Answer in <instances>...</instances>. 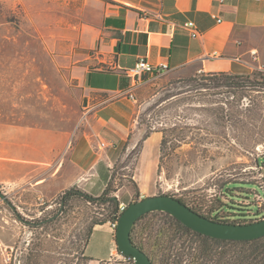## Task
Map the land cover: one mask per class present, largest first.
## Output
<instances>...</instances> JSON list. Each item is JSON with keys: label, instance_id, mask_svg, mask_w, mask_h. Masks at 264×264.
Listing matches in <instances>:
<instances>
[{"label": "rangeland", "instance_id": "374dc122", "mask_svg": "<svg viewBox=\"0 0 264 264\" xmlns=\"http://www.w3.org/2000/svg\"><path fill=\"white\" fill-rule=\"evenodd\" d=\"M62 1L0 0V122L69 129L82 116L73 69L82 65L75 53L89 50L81 46V33L70 25L80 20L73 13L75 1L67 0L65 10L60 8ZM197 74L168 73L134 89L136 121L124 154L112 169V195L129 204L142 195L170 194L215 218L243 215L248 221L260 220L264 215V86L242 97L225 92V87L197 88L192 85L196 82L179 81ZM156 131L162 137L155 150L142 155L145 135L149 138ZM0 190V264H88V230L93 221L106 216L108 204L75 195L64 203L59 216L39 226L35 223L51 218L63 206V191L47 199L26 186H0ZM165 219L154 213L143 224L153 221L158 227ZM140 240L156 264H165L167 252L170 262L195 264L189 253L198 252L201 239L175 240L172 252L156 246L148 233ZM181 246L187 247L183 254L177 252ZM219 247L215 244V256L198 264H215ZM224 248L230 264L231 246Z\"/></svg>", "mask_w": 264, "mask_h": 264}, {"label": "crops", "instance_id": "0c3cea01", "mask_svg": "<svg viewBox=\"0 0 264 264\" xmlns=\"http://www.w3.org/2000/svg\"><path fill=\"white\" fill-rule=\"evenodd\" d=\"M74 1L80 20L70 25L89 50L75 53L82 65L73 69L82 116L69 129L0 122V186H26L47 199L71 187L100 196L136 121L138 98L129 95L127 70L141 57L168 63L176 77L199 70L245 74L255 69L251 51L257 50L256 65L264 69V0ZM188 20L199 37L181 27ZM150 79L145 74L139 85ZM161 137L156 131L146 138L142 155L153 152ZM85 254L88 264L119 261L109 222L94 227Z\"/></svg>", "mask_w": 264, "mask_h": 264}, {"label": "trees", "instance_id": "16d2710c", "mask_svg": "<svg viewBox=\"0 0 264 264\" xmlns=\"http://www.w3.org/2000/svg\"><path fill=\"white\" fill-rule=\"evenodd\" d=\"M199 80H201L202 82H200ZM179 81L185 82V83L196 82L195 84H192V85L193 86L195 85L197 88L204 87V88L215 89L218 87H225L226 88L225 92L240 93V95L244 97L247 95V92L249 90H257V91L261 90L259 89V87L264 86V71L254 70V71H250L249 73H245V74H238V73L225 72V71L203 72L201 74H197L195 77L182 78V79H179ZM145 138H147V135H145L144 139ZM167 142H168V138L166 136L161 141L162 150L167 146ZM111 182H112V179L108 183L104 192L100 196H93L76 187H71L62 192L63 208L65 206L64 203L67 200H71L72 197L75 195H77L78 197L88 202L109 205L106 216L102 219L93 221L92 224L90 225L86 242H88L90 235L92 234L95 226L105 224L109 220L118 219L119 217V199L115 195H112V190H111L112 188L110 186ZM223 192L225 193V190ZM180 200L186 203L188 206H190L193 210L197 211L201 215L206 216L215 221H219L217 220V218L201 212L194 206L185 202L183 199H180ZM226 206H228L227 203H226ZM233 209H237V208L233 207ZM238 210L245 212V210H248V209L238 208ZM154 213H161L162 216L166 218L164 221V225L156 227V223L153 221H149L148 223L143 224V221L149 215L154 214ZM238 214H241V213H238ZM239 216L242 218H234L232 220H226V221L223 220L221 222L236 223V224H247V223L254 222L253 220H249V221L246 220L245 218H243V215H239ZM50 220L52 219L48 218V219L40 220L37 223L35 222L34 223L36 225L42 226L46 224L47 222H50ZM147 233H148V237L154 240L155 242L154 244L156 246L162 245L165 250H168L170 252H172L173 242L175 240H180L184 236L191 237L192 239L193 237L200 238L201 240H200V246H199L198 252L189 253V256L192 262H195V264H198L200 262V259L205 260V258L209 259L215 256L214 247H215V244H219L218 242L220 241L219 239H215V238H212V237H209V236H206L204 234L194 231L193 229L184 225L180 220L173 217L171 214L167 212H163V211L150 212L142 216L136 222L131 232V237H132L133 242L136 245H138L141 249H143L146 253H148L153 264L157 263L156 258L146 250L142 240H140V239H143V235ZM237 242L239 245L238 253H237V264H264V237L254 239V240H242V241H237ZM186 248L187 247L181 246L179 247V250H177V252H180L181 254H183ZM86 258L89 261V258L88 257ZM162 261H164L165 264H176V263L170 262L169 252L165 254V258L164 260L162 259ZM132 262L134 263V260H132Z\"/></svg>", "mask_w": 264, "mask_h": 264}, {"label": "water", "instance_id": "95a60500", "mask_svg": "<svg viewBox=\"0 0 264 264\" xmlns=\"http://www.w3.org/2000/svg\"><path fill=\"white\" fill-rule=\"evenodd\" d=\"M62 209L63 206L50 219L59 216ZM153 211L167 212L194 231L215 239L242 241L264 237V218L247 224L215 221L201 215L173 195H151L129 203L118 220L117 246L122 254L132 256L135 264H153L148 253L136 245L131 237L136 222Z\"/></svg>", "mask_w": 264, "mask_h": 264}, {"label": "built area", "instance_id": "2783aa9c", "mask_svg": "<svg viewBox=\"0 0 264 264\" xmlns=\"http://www.w3.org/2000/svg\"><path fill=\"white\" fill-rule=\"evenodd\" d=\"M219 21H221V19H219ZM181 27L186 30L192 37L197 38L201 35L195 21L193 20H188L186 22H184ZM251 55L253 57L252 59V64L255 68H258L256 63L258 62V51L257 50H252L251 51ZM260 69V68H259ZM170 66L168 63H160V64H154L151 61L148 60V58L146 57H141L137 63L135 64L134 67L130 68L127 70V74L128 76L132 79L133 82V86L129 95L132 99H136L135 94H134V89L140 84V81L142 80L143 76L145 74H149L151 76V78H159L162 77L166 74H168L170 72ZM263 70V69H260ZM203 70H199L198 72H202ZM103 104V103H101ZM106 142H102L100 144V147L104 148L106 147ZM259 148V147H258ZM83 180V178L79 179L78 184L81 183ZM4 187V186H3ZM255 197L257 199L262 198L261 194H256ZM129 204L121 201L119 202V217L120 215L124 212V210L127 208ZM118 219H114V220H109V224L111 229L116 233L117 230V226H118ZM264 218V215L261 216L260 219ZM119 261L121 260H127L129 262H132L133 257L132 256H128V255H124L120 252L119 254Z\"/></svg>", "mask_w": 264, "mask_h": 264}, {"label": "flooded vegetation", "instance_id": "af4514ba", "mask_svg": "<svg viewBox=\"0 0 264 264\" xmlns=\"http://www.w3.org/2000/svg\"><path fill=\"white\" fill-rule=\"evenodd\" d=\"M214 217V216H213ZM220 222L223 220H228L227 218H217ZM218 242L220 247L218 251V255L216 257L215 264H229L227 259L224 257V247L228 245L231 246V262L230 264H237V247H238V240H221Z\"/></svg>", "mask_w": 264, "mask_h": 264}]
</instances>
